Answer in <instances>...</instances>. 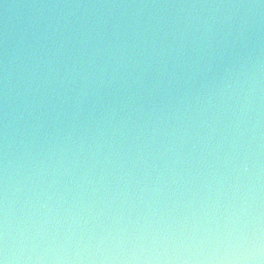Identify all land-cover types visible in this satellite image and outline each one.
Segmentation results:
<instances>
[{
    "label": "water",
    "instance_id": "water-1",
    "mask_svg": "<svg viewBox=\"0 0 264 264\" xmlns=\"http://www.w3.org/2000/svg\"><path fill=\"white\" fill-rule=\"evenodd\" d=\"M4 264H264V0H0Z\"/></svg>",
    "mask_w": 264,
    "mask_h": 264
},
{
    "label": "snow or ice",
    "instance_id": "snow-or-ice-1",
    "mask_svg": "<svg viewBox=\"0 0 264 264\" xmlns=\"http://www.w3.org/2000/svg\"><path fill=\"white\" fill-rule=\"evenodd\" d=\"M0 264H4V261L3 260H0Z\"/></svg>",
    "mask_w": 264,
    "mask_h": 264
}]
</instances>
